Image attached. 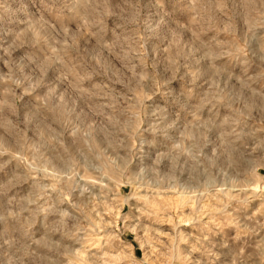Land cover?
<instances>
[{
    "label": "rangeland",
    "instance_id": "obj_1",
    "mask_svg": "<svg viewBox=\"0 0 264 264\" xmlns=\"http://www.w3.org/2000/svg\"><path fill=\"white\" fill-rule=\"evenodd\" d=\"M0 264H264V0H0Z\"/></svg>",
    "mask_w": 264,
    "mask_h": 264
}]
</instances>
